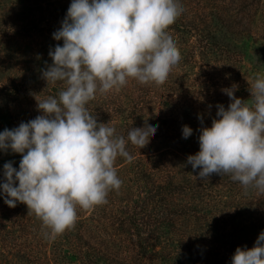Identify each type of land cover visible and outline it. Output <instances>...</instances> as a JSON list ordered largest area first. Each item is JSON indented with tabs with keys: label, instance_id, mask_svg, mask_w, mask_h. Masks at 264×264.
Segmentation results:
<instances>
[{
	"label": "trees",
	"instance_id": "1",
	"mask_svg": "<svg viewBox=\"0 0 264 264\" xmlns=\"http://www.w3.org/2000/svg\"><path fill=\"white\" fill-rule=\"evenodd\" d=\"M223 1L176 0L184 11L167 31L181 59L162 85L141 84L129 79L124 86L128 100L113 102L108 98L115 94L112 90L106 94L97 92L95 99L86 105L99 123L115 127L116 134L125 139L129 130L144 127L146 122L158 127L144 148L139 149L130 141L127 143L126 150L134 157L131 163L123 157L117 158L114 166L122 180L119 191H110L107 203L90 210L77 206L75 226L53 240L54 245H68L71 253L64 254L77 259L78 264L182 263L184 254L189 263L231 264L236 248H252L264 231V193L253 187L245 190L230 174L213 173L208 178L198 179L196 175L200 169L193 171L192 166L186 164L187 157L199 151L200 129L211 126L217 105L227 108L231 102L222 89L234 85L235 81H228L234 75L227 80L225 75H220V70L241 65L245 60L241 48L246 46L247 38L252 37L250 22H242L237 14L256 0H231L229 4L236 9L235 13L227 9L228 4ZM9 2L2 9L13 8L14 11L10 23L0 28V68L7 67V56L16 54L13 65L18 64L19 76L0 86L2 105L21 104L23 100L32 104L30 95L39 90L44 96L58 98V93L66 86L62 82L47 85L42 71L53 63L49 51L63 44L53 38V33L61 27L57 22L64 20L71 0ZM193 3L197 5L195 9H191ZM182 32L196 36L198 60L193 52L187 57L180 40ZM28 38L31 42L25 41ZM44 40L46 44L41 45ZM197 62L200 63V77L184 69ZM189 81H193L195 87L203 83L201 93L204 97L185 91ZM163 89L172 94L178 92L186 99V105L182 108L167 106L168 109L156 111L152 102H157ZM243 94L251 98L248 89ZM238 95L235 91V96ZM113 112L125 117L124 123L109 121L107 116ZM39 113L33 102L25 121L34 119ZM200 116H203V124ZM184 125L193 130L187 139L182 136ZM14 158L15 164L12 158L0 164V184L5 182L3 165L6 162L11 161L13 167L19 169L22 155L16 153ZM0 194L6 195L2 188ZM22 207L26 219H22L17 230L11 229L15 228L14 224L8 228L0 221V264H21L23 259L25 264H54L52 255L44 254L46 249H41L49 240L42 221L28 214L26 204L22 203ZM1 212L4 210L0 208ZM58 251L63 258L64 254Z\"/></svg>",
	"mask_w": 264,
	"mask_h": 264
},
{
	"label": "clouds",
	"instance_id": "2",
	"mask_svg": "<svg viewBox=\"0 0 264 264\" xmlns=\"http://www.w3.org/2000/svg\"><path fill=\"white\" fill-rule=\"evenodd\" d=\"M183 11L176 0H71L53 33L63 44L49 51L53 63L42 71L47 85L66 87L58 98L37 100L42 114L0 132V150L22 155L18 170L11 161L3 165L4 203L26 204L48 239L75 226L77 206L90 210L107 203L109 192L122 185L117 158L134 159L127 143L141 149L155 135L158 125L146 122L125 139L86 105L97 92L119 91L129 79L162 85L181 59L167 29ZM248 83L250 103L235 96L237 85L222 89L231 102L217 105L211 126L200 129L199 151L186 164L200 169L198 179L230 174L245 190L264 193V77ZM192 131L184 125L183 138ZM231 264H264V231L252 248L237 247Z\"/></svg>",
	"mask_w": 264,
	"mask_h": 264
},
{
	"label": "rangeland",
	"instance_id": "3",
	"mask_svg": "<svg viewBox=\"0 0 264 264\" xmlns=\"http://www.w3.org/2000/svg\"><path fill=\"white\" fill-rule=\"evenodd\" d=\"M8 3L9 0H0V28L2 29L3 26H7V23H10V21L13 18V11L14 9H2L4 7L5 3ZM225 4H228L226 7L227 9L232 10V12H236V9H234L229 3L231 0H224L223 1ZM222 2V3H223ZM249 2H253V0H249ZM10 3V2H9ZM202 3V2H201ZM248 4V3H247ZM196 4L193 3V6L191 9L196 8ZM237 6V5H235ZM207 10V9H206ZM241 16L242 22H250L252 26V37L247 38V44L246 46H243L244 48H241V50L244 51L245 54V60L240 64H237L235 66H230L227 67L225 70L221 69L220 70V75L224 77L226 76L227 80L229 76H233L232 79L228 80L230 81H235L233 84L237 85L239 92L238 97H245V100H250V97H246L247 95L243 94L246 89H249L250 85L248 81H253L257 75L260 77H264V0H256L253 5H247L245 9L241 8V10L238 12L237 16ZM63 20H59L57 23L61 24ZM51 22V20L49 21ZM55 23V22H54ZM180 35L183 36L181 38V43L182 46L184 45L185 52L187 57L192 55V52L194 56H197L198 60V44L196 42V36L191 35L190 33H185L182 32ZM29 40L25 41H30L31 39L28 38ZM18 40H24V38H18ZM62 41V40H61ZM31 42V41H30ZM240 42V41H237ZM43 44H46V40L43 41ZM7 53V51L5 52ZM16 54H10L7 56L8 61L6 62L5 66L6 68H0V86L3 84H6L9 81H13L16 78H18L19 73H18V64L13 65V62L16 59ZM258 63V66L253 67L254 63H257L258 60H261ZM252 66V67H247ZM260 66V68H259ZM183 69V68H181ZM184 69L187 71L188 74L197 73V76H201V68H200V63H196L195 66H189L187 65L186 67L184 66ZM226 71V72H225ZM223 74V75H222ZM237 78V79H236ZM188 85L185 86V91L187 92H195L200 94V97H204L201 93L203 83L200 82L195 86L192 84L194 83L193 81L187 82ZM131 85V84H130ZM222 87H218L220 89ZM224 88V87H223ZM38 93H32L30 97H32V104L28 103L27 100H23V103L18 104V103H12L11 106H3L2 105V98L0 97V132H3L5 128L7 129H13L16 128L20 125L21 122H26V115L27 113L30 112L33 102H35L36 107H37V100H44L47 99L49 96H44L43 93L39 90L37 91ZM161 95L157 99V102H152L155 107V110L161 111L168 109L167 106L174 107L177 106V108H182L186 105V99L182 97L178 92L173 93L168 90L161 91ZM128 91L126 87H122L119 91H116L113 97H108L110 100L113 102H117L119 100H128ZM178 98V99H177ZM29 100V98H27ZM35 99V101H34ZM112 102V103H113ZM3 106V108H2ZM199 107V104H198ZM3 111V112H2ZM42 113H39V115ZM123 115L126 116V112L123 113ZM109 121L112 123L118 124L124 123V118L121 117L120 114L113 112L112 114L110 113L107 116ZM16 153L12 152L11 149H8L7 151L0 150V164H2L5 160L12 158L13 164H15L16 158H14V155ZM14 166V165H13ZM5 197L0 194V204L2 205L0 208L4 210V212L0 213V221L1 223L7 227H11L14 224L15 229L18 227L19 223L22 224V219H26V211L24 210V207H22V203L18 202L15 207H9L7 204L4 203ZM5 216H8L9 219H7ZM91 214V213H89ZM83 217H85V214H83ZM18 232V231H16ZM84 234H87L85 232H82ZM2 241L0 240V243ZM53 240H48L47 246L41 247V249H46L43 251L44 254L47 255H52L51 261L54 264H78L77 259H74V257L69 258L68 255H65L64 253H71L70 248L68 245H59V243H56L55 245L53 244ZM54 247H53V246ZM67 246V247H66ZM61 250V254H64V257L61 258V255H59V251ZM73 252V251H72ZM188 256L184 254V260L181 262H172L170 264H194L192 261L191 263L188 262ZM21 264H25V260L23 259V262ZM40 264V263H38ZM146 264V263H145ZM150 264V263H147Z\"/></svg>",
	"mask_w": 264,
	"mask_h": 264
}]
</instances>
